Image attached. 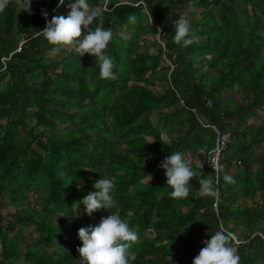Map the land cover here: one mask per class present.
<instances>
[{
	"label": "trees",
	"instance_id": "16d2710c",
	"mask_svg": "<svg viewBox=\"0 0 264 264\" xmlns=\"http://www.w3.org/2000/svg\"><path fill=\"white\" fill-rule=\"evenodd\" d=\"M69 2L33 0L17 25L16 0L0 13V264H81L78 230L108 212L88 216L75 203L99 178L115 184L118 207L109 214L118 213L140 236L132 264H192L202 242L220 230L236 236L238 245L229 242L239 264H264V119L255 121L264 107V0H107L112 11L89 26L102 22L113 32L106 51L114 75L107 80L95 57L71 47L56 61L45 57L50 46L40 31L54 15L66 16ZM188 6L198 8L197 17ZM130 15L147 22L153 41L133 32ZM181 15L198 37L187 48L172 40ZM163 82L168 86L155 91ZM229 94L241 103L226 102ZM205 125L232 136L221 156L217 212L216 197L201 198L194 189L202 175L215 180L206 152L217 134ZM175 151L196 172L185 199L169 197L158 167ZM224 174L236 183H225ZM35 193L44 196V218L26 207ZM6 198L23 215L4 217Z\"/></svg>",
	"mask_w": 264,
	"mask_h": 264
},
{
	"label": "clouds",
	"instance_id": "9594fccd",
	"mask_svg": "<svg viewBox=\"0 0 264 264\" xmlns=\"http://www.w3.org/2000/svg\"><path fill=\"white\" fill-rule=\"evenodd\" d=\"M32 2L33 0H17L18 13L23 11L31 14L29 9ZM65 3L66 0H58V6ZM8 6L9 0H0V13H3ZM68 8L66 16L54 15L50 21L46 20L45 28L40 31L50 46V53L55 55L61 48L71 47L79 56L87 54L95 57L99 65V77L105 80L111 79L114 75V63L106 49L113 39L112 30L106 29L102 22H99L95 28L89 27L98 16L97 10L92 7L89 0H70ZM42 16L46 19L47 12L42 13ZM128 22L135 24L137 17L130 15ZM173 27L172 40L179 47L187 48L197 42L198 37L193 34L188 17L181 15L173 21ZM156 36L157 39L162 37L159 29ZM160 43L165 44L166 41L160 40ZM158 167L164 172L166 186L170 189L169 197L187 198L193 189L189 181L196 177V172L184 154L180 151L170 152ZM216 167L220 170L219 162ZM223 181L227 184L236 183L235 178L229 174L223 175ZM198 184L199 195L212 198L218 196L216 181L211 176L202 175ZM93 188L95 189L93 192L75 203V210L82 206L85 215L91 216L94 212L103 209L108 215L102 217L96 226L78 230L77 235L82 243V247L77 249L81 264H132L136 260V253L132 248L139 242L140 236L118 213L109 214V210L118 207L113 195L114 181L109 178H99ZM209 236L210 239L202 242L203 247L192 264H239L237 248L229 242L236 240L234 234H226L220 230Z\"/></svg>",
	"mask_w": 264,
	"mask_h": 264
},
{
	"label": "rangeland",
	"instance_id": "374dc122",
	"mask_svg": "<svg viewBox=\"0 0 264 264\" xmlns=\"http://www.w3.org/2000/svg\"><path fill=\"white\" fill-rule=\"evenodd\" d=\"M130 3H134L133 0H118L117 5H120V4H130ZM94 8L97 10L98 14H101V12H105V11L106 12L107 11L108 12H111L112 11V10H108V8H107V1H105V3L99 2L97 5H95ZM186 10H187V13H192V15H195V17H197L196 14L198 12V8L196 6H188ZM17 12H18V7H17ZM22 12L18 13L19 16H18V20L16 21V25L19 24V22H22V20H20L21 19ZM147 31H148L147 22H144V21H140V22L136 23V26L133 28V32H135L136 34H138V36L140 37V39L141 38L146 39V42L150 43L151 41H153V35L150 32H147ZM119 33L121 35V31H119ZM123 37L128 39V37H129L128 36V33L123 34ZM156 40H158L157 39V36H156ZM158 42L160 43V41H158ZM63 49H68V48L67 47L61 48L60 51L57 54H55V55L58 56ZM55 55H52L50 53V51H49V52L46 53V56L45 57L47 58V61L48 62H53V61H56L54 59L55 58ZM59 60H60V57H59ZM2 62H3V65H4V63H7L8 62V59H5L4 58V59H2ZM4 70L5 69H3V71ZM7 79H8L7 77L5 79H3L2 85H5L7 83ZM167 86H168V84L165 83V82H163L160 87H157L155 89V91H158V90L160 91L162 89H165V87H167ZM242 94H243L242 92H241V94L239 93V95H242ZM236 100L238 102L237 104L241 103V101H240V99L238 97H236L235 95L229 94L228 97H227V101L226 102L232 103V102H234ZM255 117L257 118V119H255V121H257L258 119H259V121H261L262 119H264V107H261L259 109V111L255 115ZM153 120H155V115L153 116ZM253 121L254 120H251L250 123H253ZM155 124H156V127H157V121H155ZM234 125H236V123H234ZM175 137H176V135L173 134L172 139H174ZM162 138L167 143H170L171 142L170 137L164 131L162 132ZM33 147L40 154L44 155V150H42L39 146L34 145ZM257 153H261V150L260 151H257ZM262 153H264V151H262ZM231 171L234 174L235 171H237L236 167L233 166L232 169H231ZM198 188H199V186H195V188H194L195 191L198 192ZM199 197L205 198V199L208 198V197H204V196H201V195H199ZM43 199H44V196H41L39 193L29 194L28 195V203H27L28 206H26V207H30V209L36 210V212L39 213L40 215H42V217L44 218V217H46V214H44V203H43ZM3 203L4 204L2 206V213H3L4 217H6L7 219H10V216L11 215H15V214L23 215L24 210L23 209H19L18 210L16 208H14L9 203V200L7 198L6 199H3ZM197 224L198 225H201V221L198 220L197 221ZM20 229H21V227L18 226V228L16 229V232H18ZM31 229L32 228H29V231H31ZM29 231H25V232L27 233ZM23 234H24V232H22V236H23ZM236 241H237V238H236ZM237 243H238V241H237ZM24 246H25L24 244L21 246V249L22 250L24 249ZM20 262H21V259L20 260H16L15 261V264H20Z\"/></svg>",
	"mask_w": 264,
	"mask_h": 264
},
{
	"label": "built area",
	"instance_id": "2783aa9c",
	"mask_svg": "<svg viewBox=\"0 0 264 264\" xmlns=\"http://www.w3.org/2000/svg\"><path fill=\"white\" fill-rule=\"evenodd\" d=\"M107 1V0H106ZM183 105V102H182ZM206 105L208 107H212V101L209 99L207 100ZM195 112V111H193ZM204 127L206 128H212L215 133L217 134V139H216V143L214 145V147H212L207 153V167L213 172L214 177H215V181H216V185H218L219 183V172L220 170H217V162H219V165L221 166V156L223 155V153L227 150L232 136L230 133H220L218 131V129H216L213 126H209V125H205ZM217 197H216V202L214 204V209L217 212ZM237 245V241H234Z\"/></svg>",
	"mask_w": 264,
	"mask_h": 264
}]
</instances>
